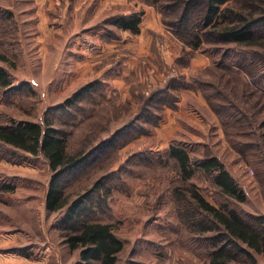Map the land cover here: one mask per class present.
Returning <instances> with one entry per match:
<instances>
[{
	"label": "rangeland",
	"instance_id": "374dc122",
	"mask_svg": "<svg viewBox=\"0 0 264 264\" xmlns=\"http://www.w3.org/2000/svg\"><path fill=\"white\" fill-rule=\"evenodd\" d=\"M0 9L13 12L8 33L0 32V54L10 59L6 66L15 77L14 87L31 84L0 95L2 116L49 120L71 133L72 150L90 149L114 133L113 143L94 151L62 185L74 199L102 181V202L91 215L112 223L124 242L117 264H207L175 233L174 227L182 230L169 209V187L177 180L166 153L171 144L185 147L192 157L217 155L247 192L241 208L264 215V174L259 176L235 146L261 148L262 131L246 124L251 133L230 142L205 97L214 89L195 82L209 79L205 73L217 63H234L231 54L213 51L218 43L204 41L200 50L183 54L184 44L173 28L165 26L162 14L145 0H0ZM141 10L145 13L139 34L112 22L116 15ZM176 80L182 84L178 88L172 83L168 99L163 93L161 100L156 97L143 107L140 97ZM90 82L94 92H87L78 106L67 103ZM230 82L226 88L236 93L248 89ZM257 85L253 88L264 89V81ZM92 100H101L104 107L87 121L88 106L96 104ZM51 175L43 156L0 147V264L78 260L79 250L67 242L66 209L46 208ZM194 180L217 204L218 188L210 177L199 173ZM258 259L264 264V256Z\"/></svg>",
	"mask_w": 264,
	"mask_h": 264
},
{
	"label": "trees",
	"instance_id": "16d2710c",
	"mask_svg": "<svg viewBox=\"0 0 264 264\" xmlns=\"http://www.w3.org/2000/svg\"><path fill=\"white\" fill-rule=\"evenodd\" d=\"M145 2L162 14L165 26L173 28L177 39L184 44L183 54L200 50L204 41L209 43L214 40L219 44L213 49L214 52L233 56L235 61L232 65L217 63L216 67L206 69L205 74L209 79L195 82L203 88L214 89V93H207L205 97L221 118L230 142L234 143L238 136L251 133L246 131V124L261 130L264 139V89L253 88V84L255 86L264 81V0H235L232 3L229 0ZM144 13L141 10L116 15L112 22L123 31L139 34ZM12 18V11L0 9V32L10 29L9 20L13 21ZM109 33L108 38L112 32ZM0 60L3 63L0 64V95L5 96L8 92L31 86L24 81L14 87L15 77L6 66L10 64V59L6 53H1ZM230 81L238 82V87L246 85L248 89L236 93V90L226 88ZM172 83L179 88L182 81H177L175 85V82L168 81L154 89L149 97H140L143 107L163 93L168 99ZM94 88V82L86 84L67 103L78 106V102L87 92H94ZM109 101L111 103L113 100ZM91 102L96 104L94 107L88 106L87 121L98 115L100 106L104 107L101 100ZM158 117L156 115L154 119ZM113 134L90 149L72 150L71 133L51 121L41 123L2 116L0 113V147L23 151L31 157L43 156L50 166L52 175L46 208L52 212L66 209L64 229L67 242L72 250H79L78 260L74 264H117L125 246L116 235L112 223L91 215L95 213L97 204L102 202V181H96L74 199H70L62 185L64 177L81 168L94 151H103L113 143ZM235 146L262 176L264 144L257 149H248L244 144ZM166 153L169 166H173L177 177L176 185L173 186L175 182H172L169 187V209L176 220L175 226L182 230L174 227L175 233L193 246L207 264H260L258 255L264 256V215L247 213L241 208V204L247 201V192L222 160L212 152L202 157H192L185 147L178 144H171ZM199 173L208 175L218 188L217 204L209 201L195 182V176ZM108 192L106 190L105 194Z\"/></svg>",
	"mask_w": 264,
	"mask_h": 264
}]
</instances>
